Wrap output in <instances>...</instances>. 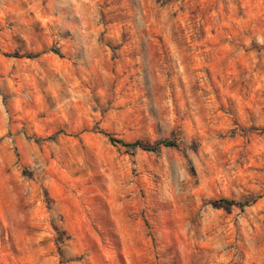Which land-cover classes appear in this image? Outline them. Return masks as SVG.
<instances>
[{
  "label": "rangeland",
  "instance_id": "1",
  "mask_svg": "<svg viewBox=\"0 0 264 264\" xmlns=\"http://www.w3.org/2000/svg\"><path fill=\"white\" fill-rule=\"evenodd\" d=\"M0 264H264V0H0Z\"/></svg>",
  "mask_w": 264,
  "mask_h": 264
},
{
  "label": "trees",
  "instance_id": "2",
  "mask_svg": "<svg viewBox=\"0 0 264 264\" xmlns=\"http://www.w3.org/2000/svg\"><path fill=\"white\" fill-rule=\"evenodd\" d=\"M55 53H58L57 50H53ZM31 57V56H29ZM108 136V139L110 140V142L112 144H120L126 148H136V147H140L144 150L147 151H156L160 146H164V147H176L177 146V142L173 139H169V138H164L159 140L156 144L154 145H143L139 140H134V141H125L121 138H115L112 134L107 133L106 134ZM256 198H253L252 201H254ZM223 201H225L226 204L228 205H236L239 207H242L243 205H248L249 200H244V201H238V200H234V199H228V198H224Z\"/></svg>",
  "mask_w": 264,
  "mask_h": 264
},
{
  "label": "crops",
  "instance_id": "3",
  "mask_svg": "<svg viewBox=\"0 0 264 264\" xmlns=\"http://www.w3.org/2000/svg\"><path fill=\"white\" fill-rule=\"evenodd\" d=\"M43 234V233H42Z\"/></svg>",
  "mask_w": 264,
  "mask_h": 264
}]
</instances>
